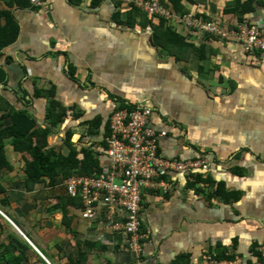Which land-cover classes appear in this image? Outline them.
<instances>
[{"label": "crops", "instance_id": "0c3cea01", "mask_svg": "<svg viewBox=\"0 0 264 264\" xmlns=\"http://www.w3.org/2000/svg\"><path fill=\"white\" fill-rule=\"evenodd\" d=\"M44 1L46 8L26 0L9 8L21 30L0 57L8 73L0 84L7 159L0 177V264H192L207 252L259 261L264 63L258 55L245 53L232 37L162 19L176 34L159 38L162 31L156 35L143 13L111 0ZM190 1L183 0L185 10L228 28L246 19L264 26L262 0L248 14L229 13L234 0ZM53 90L62 107L74 110L57 125L48 120L50 103L42 93ZM114 99L153 109L151 126L166 132L159 142L163 157L209 161L207 169L165 178L174 183L168 192L142 190V228L150 235L140 257L127 249L124 232L109 227L103 203L96 204L95 219L82 217V198L68 194L64 173L32 177L30 151L15 148L7 132L24 111L37 123L33 145L63 155L77 148L80 159L89 147L102 168L108 159L101 142ZM95 118L101 124L91 133L83 121ZM116 218L122 222L124 212Z\"/></svg>", "mask_w": 264, "mask_h": 264}, {"label": "built area", "instance_id": "2783aa9c", "mask_svg": "<svg viewBox=\"0 0 264 264\" xmlns=\"http://www.w3.org/2000/svg\"><path fill=\"white\" fill-rule=\"evenodd\" d=\"M124 7H134L148 16L158 17L169 24H175L186 30L208 34L221 38L232 37L239 41L247 54H257L264 63V26L250 22L249 19L228 28L225 24L205 20L194 12L177 14L162 5L160 0H111ZM40 8L45 7L44 0H31ZM263 8H264V0ZM112 103L109 116V132L103 137L108 162L98 175L72 176L66 180V189L70 196L81 197L83 201L82 217L93 220L97 217L96 204L106 206L109 227L127 235V249L140 257L142 244L149 239L150 232L143 229L141 221V192L145 189L168 192L174 186L165 178L171 174L192 172L195 169L209 167L208 159L180 161L163 157L159 150L161 136L150 124L152 108L132 105L124 102ZM1 176V172H0ZM124 212V220L116 218V212ZM1 214V213H0ZM114 214V215H113ZM113 215V216H112ZM262 259L255 264H264V246ZM192 264H246L241 257L222 260L216 254L205 253Z\"/></svg>", "mask_w": 264, "mask_h": 264}, {"label": "trees", "instance_id": "16d2710c", "mask_svg": "<svg viewBox=\"0 0 264 264\" xmlns=\"http://www.w3.org/2000/svg\"><path fill=\"white\" fill-rule=\"evenodd\" d=\"M22 0H11V2H6L5 0H0V57L2 58L3 52L6 48L10 47L19 38L20 35V25L17 22L14 13L9 8L14 4L17 3L21 5ZM191 3L190 0H186ZM201 1V0H199ZM25 2V1H24ZM33 7H37L34 5L31 0H26ZM161 4L170 9L172 13H189V10L184 8L183 0H160ZM257 3L256 0H234L232 4L229 5L230 12L238 14L242 12L244 14H248L253 11L255 4ZM118 5V4H117ZM120 6V5H118ZM40 8V7H37ZM133 10L137 12H141L140 10L131 7ZM229 9V8H228ZM227 9V11H228ZM143 13V12H141ZM146 18H148V22L152 24V28L156 31L155 34L162 31V36L159 38H168L167 35L172 38V35H175L176 32L172 29L164 28L163 22L161 18L148 16L143 13ZM151 20H157L156 22ZM161 41V39H159ZM181 44H183V38H179ZM170 41V40H169ZM156 43V41H155ZM186 43V42H185ZM186 47V46H185ZM190 47H188L189 49ZM14 59L9 58V62L11 63ZM8 81V73L6 69L0 65V84H6ZM45 94V97L49 100L48 106V113L47 117L48 120L52 122L53 125H57L61 123L67 117L68 113H74L71 108L62 107L61 104L55 99V91H47L42 92ZM114 103H121L119 105H124V102L121 100L114 99ZM138 105V104H132ZM144 106V105H142ZM146 106V105H145ZM151 108V107H150ZM153 111V109H152ZM112 113V109H111ZM15 121L14 125L7 129V132L12 134L13 136V143L14 147L19 149L26 148L30 151L31 159H28V172L32 177L35 174L42 175L46 174L50 177L57 176L58 173H64V176L68 179L72 176H92L98 175L101 171L99 167V158L95 151L89 147H84L81 152L84 154L83 159L78 157L79 151L77 148H72L68 155H63L59 152H47L45 151L40 145H33V136L36 134V121L29 116L26 112L21 111L18 114L14 115ZM84 124H88L90 132L92 133V129L94 127H98L101 124L99 118H95L94 120H85L83 121ZM109 132V118L107 119V127L105 129L104 136ZM0 172L2 166L7 164V159L4 152V144L2 143L1 139L3 137L0 134ZM71 133L69 130L68 138L71 137ZM70 140V139H69ZM105 146L104 140L101 142ZM27 146V147H25ZM106 147V146H105ZM160 150V148H159ZM72 168L71 170H68ZM1 177V176H0ZM218 194V191L215 193ZM216 197V196H215ZM260 257V256H259ZM218 258V256H217ZM235 258V257H234ZM233 257L224 260H232ZM222 259V258H219ZM262 259V254L260 260Z\"/></svg>", "mask_w": 264, "mask_h": 264}, {"label": "clouds", "instance_id": "9594fccd", "mask_svg": "<svg viewBox=\"0 0 264 264\" xmlns=\"http://www.w3.org/2000/svg\"><path fill=\"white\" fill-rule=\"evenodd\" d=\"M163 5V4H162ZM124 7V6H123ZM126 8H128V7H126ZM189 13H191V12H189ZM196 14V13H195ZM199 16V15H198ZM201 17V16H200ZM176 26H178V25H176Z\"/></svg>", "mask_w": 264, "mask_h": 264}]
</instances>
